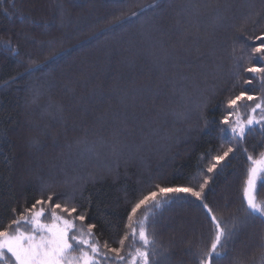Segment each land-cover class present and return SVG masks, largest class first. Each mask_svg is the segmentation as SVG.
Returning a JSON list of instances; mask_svg holds the SVG:
<instances>
[{
  "label": "trees",
  "instance_id": "obj_1",
  "mask_svg": "<svg viewBox=\"0 0 264 264\" xmlns=\"http://www.w3.org/2000/svg\"><path fill=\"white\" fill-rule=\"evenodd\" d=\"M52 1L48 7L44 4L40 13L30 8V0H0V225L7 226L36 200H47L59 186L43 173L33 180L19 175L15 148L22 124L31 120L34 128L51 137L53 129L57 132L54 141L44 134L42 139L36 137L38 152L53 143L68 145L79 138L87 143L109 140L124 127L103 123L99 115L92 117L100 121L95 127H90L89 119L73 121L77 120L69 118L73 100L81 99L80 108H89L83 105L90 104L92 97L115 101L120 93L128 91L129 95L134 90L149 93L141 99L153 113L136 116L138 120L161 116L168 121L161 124L157 119L150 130L152 143L137 153L142 161L124 163L117 152H111L116 161L111 163L115 167L112 174L90 178L77 170L79 183L59 188L53 200L68 198L63 202L75 207L79 215L86 214L85 226L96 225L101 245L108 241L112 247L118 246L115 241L126 230L131 206L143 195L158 192L159 187L198 188L205 176L210 177L206 202L214 212L229 223L233 217L242 220L246 215L241 208L242 187L251 166L247 156L258 157L264 151V134L256 126L235 144L229 131L221 132L225 126L220 121L227 115V100L241 91L251 88L254 91L249 94L264 96L259 75L245 71L252 64L264 66L252 53L261 42L255 37L264 34V0H158L111 31L104 29L114 18L153 0ZM147 39L157 42L151 52L144 48ZM5 41L11 47L4 46ZM53 50L61 55L45 63ZM30 60L40 62L38 70L25 71ZM249 79L253 83L245 84ZM251 106L252 102L241 103L238 111L243 118ZM92 110L103 113L97 107ZM70 131L72 135L74 131L82 133L72 140ZM165 136L175 139L173 147L165 145ZM162 144L168 152H160ZM229 146L235 151L216 170L207 172L212 158ZM67 163L52 171L44 163L40 168L58 174ZM257 188V198L264 200V183ZM143 212L142 208L136 219ZM156 221L161 264H197L194 254L211 242L209 220L199 202L189 197L165 207ZM262 235L264 224L258 220L242 227L229 245L228 255L218 264H234L235 260L260 264Z\"/></svg>",
  "mask_w": 264,
  "mask_h": 264
},
{
  "label": "snow or ice",
  "instance_id": "obj_2",
  "mask_svg": "<svg viewBox=\"0 0 264 264\" xmlns=\"http://www.w3.org/2000/svg\"><path fill=\"white\" fill-rule=\"evenodd\" d=\"M154 5L155 0L147 7ZM144 9L145 6L141 5L127 15L114 18L105 26L104 31L113 30L131 17H138ZM255 39L261 42L252 48V53L258 57L261 64H264V34ZM4 46L11 47V44L5 41ZM59 55L61 52L53 50L45 57L44 62L53 61ZM39 67L40 62L30 60L25 71L38 70ZM245 71L254 76L259 75L261 84H264V66L252 64ZM244 83L251 85L253 81L249 79ZM252 91L254 90L251 88L248 91H241L226 102L227 115H224L220 121L225 126L221 128V132L229 131L233 138L232 143L243 141L256 126H259L261 133L264 134V96L249 94ZM261 91H264V88ZM242 102H252L246 119L238 111ZM32 142L38 143L36 140ZM234 151L235 149L229 146L222 154L214 156L212 158L214 162L207 168V172L212 173L216 170L217 166ZM244 151L247 152V148ZM247 159L251 162V166L247 169L246 180L242 187L241 208L246 213L242 220L233 217L229 223L214 212L206 202V189L210 177L205 176L198 188L196 186L159 187L158 192L150 191L147 195H143L131 206L128 222L125 225L126 230L118 241H115L118 246L112 247L108 241H104L101 245L95 235V224L83 227L86 214L74 215L77 212L75 207H69L67 203L53 204V197L49 195L47 200H36L30 208H25L7 226L0 225V262L2 264H161L158 256L162 254L158 253L155 240L156 217L165 207H171L193 197L199 202V206L209 220L211 234L210 245L194 254L197 264H218L228 255L229 245L234 243L242 227L257 220L264 224V200L257 198V186L264 183V152H261L258 158L248 155ZM142 208L143 216L136 219ZM77 221L80 222V227L77 226ZM22 225H26L27 228H23ZM128 241H131V244H127ZM137 244L139 246H136ZM260 248L264 250V235L261 236ZM234 264H243V261L235 260ZM260 264H264V251Z\"/></svg>",
  "mask_w": 264,
  "mask_h": 264
},
{
  "label": "rangeland",
  "instance_id": "obj_3",
  "mask_svg": "<svg viewBox=\"0 0 264 264\" xmlns=\"http://www.w3.org/2000/svg\"><path fill=\"white\" fill-rule=\"evenodd\" d=\"M157 1L158 0H156L155 3ZM200 1L202 2V0ZM52 2H53L52 0H30V8H33L32 10H38L40 13H42L43 10L45 9L44 4L45 5L47 4L46 6L48 7V5H51ZM189 21L190 20H188V22ZM191 22H189V24ZM147 41H148V43H146L147 47L144 48L147 49L149 52L157 48L156 47L157 42L156 44H154V42H151L149 39H147ZM159 55H162V52H160ZM158 58L160 61H162V58L160 57ZM172 71L175 76L177 73L176 69ZM178 82H183V78H178ZM135 91L136 90H134V93L132 94L129 93V95L127 93L128 91H124L123 93H120L119 95L120 99L117 100L115 99V101H109V100L107 101L105 98L103 99L100 98L102 100L100 101L92 97L91 101H88V103L90 104L83 105V106H89V108L88 107L80 108V105H82V103H79L82 101L81 99L73 100V103L75 104L74 109L72 110L73 115L70 114L69 116V118H73V119L77 118V120H73V121L80 122L89 119L90 127L92 126L95 127L96 123L99 124L100 121L99 119L96 118L92 119V117H94L95 115H99V118L101 117L100 120L103 123L105 122H109L112 124L116 123V125H122L124 127L121 129V133L112 135V137L109 139L111 141L100 140L98 142H93V143L82 142L80 141L81 138L74 140L75 139L74 137H79L78 135L82 133L81 131L80 133L77 134L76 132L78 131H74L73 134L75 135H72V132L70 131V133L68 132L69 134L68 137L74 140L71 144L69 143L68 145L64 144L60 146V144L53 143V145H49V147H47V150L50 151H47L44 148L38 152L35 149L38 147V143H33L32 141L35 140L36 137L42 139L44 132L43 131L39 132L37 128H34L31 120L24 122L21 127V133L18 135V143L15 148L17 154V170L19 172V175L23 176L22 179L33 180L34 178L36 179L37 177H39L40 174L43 173L44 176L45 175L47 176V180L49 179L52 181L55 180L58 181L57 183L59 186L56 185L55 187L57 190L59 188L60 190L61 189L63 190L64 186L66 185L67 187V185H69L71 182L78 181L79 183V180H81V178L79 177L77 170H80L82 173H84L85 176L90 174L89 176L90 178L92 177L91 175H95V174L96 175L112 174L115 170V167L112 164H115L116 161L112 160L113 155L111 152H117L116 156L118 160H123L124 163H128V160H132V159H133L132 161L134 162H136L138 159L142 161V158H140V154L137 153H140L142 148L145 149L147 147V144H150V142L152 143L153 139L151 140V137L153 133H150L151 132L150 130L156 126V122L158 121L157 119H159L161 124L162 123L164 124V122L167 123L168 121L165 120V118H163L164 119L163 120L161 116H159L158 118L155 117V118H148L145 120L144 119L138 120L136 116H138L139 118L142 116V114L144 116L145 115L149 116L152 113V111H150V108H148V106L143 101L147 95V91L142 93L143 97L141 96L142 94L138 93L139 91H137V93H135ZM141 97L143 100L141 99ZM167 101L168 99L166 100L165 104H167ZM100 102H103L104 105L101 106V104H99ZM148 105L149 107L154 108V106H152L153 104H148ZM93 107H97L103 113L102 114L101 113L98 114L97 112L94 113V110H92ZM32 116H33L32 114H29V117ZM58 126L60 128V125ZM113 127H115V125H113ZM52 128L53 127H51V129ZM54 128H58V127H56L55 125ZM169 130H171L170 133H173L172 127ZM53 131H52L53 132L52 137H54V134L57 133L54 129ZM45 135H48L47 138L51 137L50 133L44 134V136ZM52 137L50 139L54 141ZM163 140L165 141V145L167 147L170 146L173 147L175 145L174 143L175 139H172L171 136L170 138L165 136L163 137ZM121 143L126 144L127 148L120 147L122 146ZM165 145L163 147L162 144V148H159L161 149L160 152L162 153L168 152V150L166 149L167 147H165ZM57 156H60V160L58 159ZM62 159H65V161H63ZM46 162L47 164H45ZM63 162L66 163L68 162V163L66 165H63L64 169H59L58 174H50L51 172L41 171L40 165L43 163H44L43 166H45L46 169H48V171L49 170L52 171L53 169H58V165L59 167L62 168V166L60 165H62ZM37 170H39L40 173ZM57 190H54V194H52L53 192H51V195L56 197L60 193ZM59 199L61 200V197H59ZM60 200H56V201L53 200L54 201L53 204L62 202L61 203L62 205L67 203L69 207H73L70 203L63 202V201H69L68 198H65L63 201ZM74 215H79V214L75 213ZM77 226L78 227L81 226L79 221H77ZM22 227L25 229L27 228L26 225H22ZM83 227L86 228L87 226L83 224ZM0 264H2V262H0Z\"/></svg>",
  "mask_w": 264,
  "mask_h": 264
},
{
  "label": "bare ground",
  "instance_id": "obj_4",
  "mask_svg": "<svg viewBox=\"0 0 264 264\" xmlns=\"http://www.w3.org/2000/svg\"><path fill=\"white\" fill-rule=\"evenodd\" d=\"M149 4H151V3H149ZM149 4H147V5H149ZM147 5H143V6H145V9H144V10H146V8H147Z\"/></svg>",
  "mask_w": 264,
  "mask_h": 264
}]
</instances>
